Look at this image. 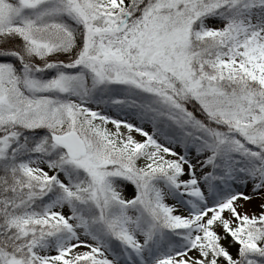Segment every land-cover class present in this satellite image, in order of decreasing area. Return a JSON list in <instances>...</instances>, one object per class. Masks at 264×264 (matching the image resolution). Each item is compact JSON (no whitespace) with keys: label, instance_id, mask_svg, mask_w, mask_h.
Listing matches in <instances>:
<instances>
[{"label":"snow or ice","instance_id":"obj_1","mask_svg":"<svg viewBox=\"0 0 264 264\" xmlns=\"http://www.w3.org/2000/svg\"><path fill=\"white\" fill-rule=\"evenodd\" d=\"M0 264H264V0H0Z\"/></svg>","mask_w":264,"mask_h":264},{"label":"rangeland","instance_id":"obj_2","mask_svg":"<svg viewBox=\"0 0 264 264\" xmlns=\"http://www.w3.org/2000/svg\"><path fill=\"white\" fill-rule=\"evenodd\" d=\"M109 127H111V126H109ZM137 138H139V137H137ZM258 204H259V201H256V202H254V203H252V204H249V205H247L246 207H247V210L251 213V212H254V211H258Z\"/></svg>","mask_w":264,"mask_h":264}]
</instances>
